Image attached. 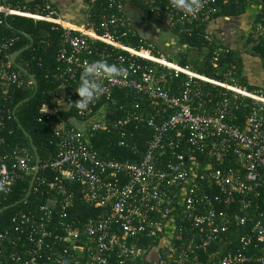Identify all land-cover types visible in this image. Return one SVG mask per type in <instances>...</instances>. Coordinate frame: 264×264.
Returning <instances> with one entry per match:
<instances>
[{
    "label": "built area",
    "instance_id": "obj_1",
    "mask_svg": "<svg viewBox=\"0 0 264 264\" xmlns=\"http://www.w3.org/2000/svg\"><path fill=\"white\" fill-rule=\"evenodd\" d=\"M20 1L24 4L0 0V24L3 18L16 16L63 31L57 55L62 82L53 93L60 103L44 107L42 116L50 120L59 111H72L76 118L53 126L56 154L42 169L57 174L49 186L54 198L35 211L17 214L11 229L0 233V249L9 262L264 264V207L258 204L264 196V88L248 90L200 75L189 66L169 62L153 45L139 50L124 45L123 38L134 29L123 0H110L111 12L99 22L86 19L79 26L61 19L55 0ZM148 1L157 20L171 30L178 25L188 32L216 15L218 3L240 0H201L202 7L193 14L172 8L169 0ZM244 1L252 8L254 0ZM17 40L0 44V82L6 90L26 84L12 71L13 53L8 52ZM97 43L126 53L117 55L114 64L128 72L122 78L101 79L104 93L78 111L72 103L79 99L74 90L82 68L105 55ZM217 60L218 53L214 66ZM119 90L134 93L139 100L121 118L116 117L119 108H110ZM241 107L249 109L246 116L236 113ZM132 122L153 130L140 158L102 159L92 139ZM119 145L126 147L124 142ZM32 158L21 147L0 157V200L34 173ZM64 182L69 183L68 190ZM77 192L92 208V216L75 211ZM233 226L247 227L240 249L218 248ZM244 251L252 253L246 256ZM200 253L208 255L206 262Z\"/></svg>",
    "mask_w": 264,
    "mask_h": 264
},
{
    "label": "trees",
    "instance_id": "obj_2",
    "mask_svg": "<svg viewBox=\"0 0 264 264\" xmlns=\"http://www.w3.org/2000/svg\"><path fill=\"white\" fill-rule=\"evenodd\" d=\"M85 1L89 4L86 12V19L89 22H99L102 16L111 12L109 7L110 0ZM19 3L21 5L24 4L20 0ZM123 3H125L126 7H133L140 11L143 18H148L153 22L160 21L149 12L148 0H123ZM257 4L260 7L257 8ZM218 6L220 11L216 15L205 23L200 22L196 28L192 27L188 32L176 25L171 31L178 38L184 50L180 51L176 56L164 54L165 58L179 66H189L196 73L211 79L226 81L230 84L246 87L248 90L264 88V84L259 85L254 82L256 79L255 75L258 72L264 73V30L260 29V27H264V0H254L252 8L244 0H240L238 3L231 1L227 5L218 3ZM250 9H253L251 13L252 19L249 23L250 32L242 45L236 47L235 45L226 44L215 35L214 26L218 24L219 20H241ZM256 9H259V11H256ZM62 35L63 31L60 27L23 17H5L3 18V23L0 24V44L17 37L18 40L8 52L14 53L24 49L16 60L17 65H12V71L20 73L26 81V84L21 87L11 85L7 90L2 88V83L0 82V157L11 154L16 147L26 148L33 157L30 165L33 168L35 167V155L28 137L24 134L25 131L33 139L40 158V170L29 198L23 201L28 192L33 174L18 181L12 191L0 200V209L10 207L0 215V233L11 229L12 220L17 214L35 211L55 196L54 191L49 186L55 180L57 174L48 168L42 169L56 154L53 126L56 121L65 120L68 123L69 118H76V114L72 111H59L52 115L50 120L42 116L44 107L54 108L58 107L60 103L54 98V94L62 82L58 77L62 67L57 62ZM122 43L136 50L147 49L149 45H153L156 52L160 51V48L138 34L135 29L133 33L123 38ZM95 47L99 51H104L105 55H107H104L103 59L97 58L95 60H104L114 64V59L117 55H126L123 51L102 43L95 44ZM217 53L218 60L215 63L216 66H214L212 63ZM108 54L110 55L109 57ZM147 64L148 66L153 65ZM19 67L25 68L29 74L35 76L37 81L36 89L28 86L29 75L22 72ZM180 81L177 80L176 84H179ZM204 89L206 93L210 86H204ZM136 103H139L137 95L119 90L114 92L110 101V108L112 111L119 108L116 117L121 118L125 113L132 111ZM236 113L243 117L249 113V109L241 107ZM152 135L153 130L147 125L132 122L122 129L117 128L110 133L96 135L92 139V144L102 159L116 161L135 160L140 158L145 151ZM120 142H124L126 147H121L119 145ZM133 147L137 148V152H134ZM64 188L69 189L68 182H64ZM79 193L77 192L75 199V211L88 218L93 215L91 212L92 208L82 203ZM263 201L264 196L262 195L261 199L258 200V204L264 207ZM246 231L247 227L233 226L229 232L228 240L218 244V248L222 247L223 250L240 249L239 241ZM14 237L15 241H17V237ZM255 251H257L258 255V250ZM250 253L252 252L244 251L242 254L249 256ZM199 258L206 262L208 255L200 253ZM0 260L5 262V264H11L8 256L2 253L1 249Z\"/></svg>",
    "mask_w": 264,
    "mask_h": 264
},
{
    "label": "crops",
    "instance_id": "obj_3",
    "mask_svg": "<svg viewBox=\"0 0 264 264\" xmlns=\"http://www.w3.org/2000/svg\"><path fill=\"white\" fill-rule=\"evenodd\" d=\"M55 3L61 19L65 21V23L72 26H79L85 23L86 12L89 8L88 2L85 0H55ZM127 16L135 31L160 48L163 54L176 56L180 51L184 50L178 38H176L171 29H169L164 22H153L148 18H143L141 12L133 7H127ZM239 21L240 20L232 19L219 20L218 24L214 26L215 31L221 36L218 38L223 40L226 44L235 45V40H237V43L240 42V45H242L244 39L250 32V27L249 23L246 22L241 24ZM231 36L234 40L229 39ZM240 45L235 46L239 47ZM255 77L260 82L261 78L264 79V73L260 71ZM262 83H264V81Z\"/></svg>",
    "mask_w": 264,
    "mask_h": 264
},
{
    "label": "clouds",
    "instance_id": "obj_4",
    "mask_svg": "<svg viewBox=\"0 0 264 264\" xmlns=\"http://www.w3.org/2000/svg\"><path fill=\"white\" fill-rule=\"evenodd\" d=\"M172 8L185 14H193L202 7L201 0H169ZM128 69L116 64H109L104 60L85 63L79 82L74 92L79 97L72 105L78 111H84L101 96L105 89L100 83L101 79H118L125 76Z\"/></svg>",
    "mask_w": 264,
    "mask_h": 264
},
{
    "label": "water",
    "instance_id": "obj_5",
    "mask_svg": "<svg viewBox=\"0 0 264 264\" xmlns=\"http://www.w3.org/2000/svg\"><path fill=\"white\" fill-rule=\"evenodd\" d=\"M27 48H28V47H27ZM23 51H24V49H23V50L16 51V52H14V53L11 55V61H12V63H13L14 65H17V64H16V60H17V58L23 53ZM19 68H20V70H21L22 72H24L25 74L29 75V78H30L31 83H32V87H33L34 89H36V88H37V81H36L35 76H34L33 74H29V72H28L25 68H23V67H19ZM21 104H23V103H21ZM21 104H20V105H21ZM24 134L28 137V139H29V141H30V143H31V147H32V149H33L34 155H35V168H34V173H33V176H32V179H31V182H30V185H29V188H28V192H27L25 198L23 199V201L27 200V199L29 198L30 194L32 193V190H33V187H34V184H35V181H36V179H37V176H38V173H39V169H40V158H39V156H38L37 147L34 145V143H33V139H32L30 136H28V134H27L25 131H24ZM15 205H17V204H15ZM15 205H14V206H15ZM11 206H12V205H11ZM9 208H10V207H5V208L0 209V215H1L5 210H7V209H9Z\"/></svg>",
    "mask_w": 264,
    "mask_h": 264
},
{
    "label": "rangeland",
    "instance_id": "obj_6",
    "mask_svg": "<svg viewBox=\"0 0 264 264\" xmlns=\"http://www.w3.org/2000/svg\"><path fill=\"white\" fill-rule=\"evenodd\" d=\"M258 9H256V11H257ZM253 11L252 10H250L248 13H247V15L244 17V18H242L240 21H239V23H250V20L252 19V15H251V13H252ZM222 23V22H221ZM216 30H218V29H216ZM215 33V35L217 36V37H221L219 34H218V32L217 31H215L214 32ZM218 34V35H217ZM220 39V38H219ZM229 39H233L234 40V38L231 36V37H229ZM236 41V43H235V45H240V42H238L237 43V40H235ZM234 45V44H233ZM264 81V79H260V82L257 80V79H255V84L256 83H258L259 85H263L264 83H262Z\"/></svg>",
    "mask_w": 264,
    "mask_h": 264
},
{
    "label": "bare ground",
    "instance_id": "obj_7",
    "mask_svg": "<svg viewBox=\"0 0 264 264\" xmlns=\"http://www.w3.org/2000/svg\"><path fill=\"white\" fill-rule=\"evenodd\" d=\"M143 55H147V54H145V53H142Z\"/></svg>",
    "mask_w": 264,
    "mask_h": 264
}]
</instances>
